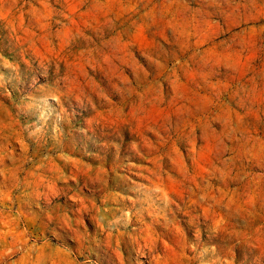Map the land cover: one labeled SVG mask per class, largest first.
<instances>
[{
  "label": "rangeland",
  "instance_id": "1",
  "mask_svg": "<svg viewBox=\"0 0 264 264\" xmlns=\"http://www.w3.org/2000/svg\"><path fill=\"white\" fill-rule=\"evenodd\" d=\"M131 144L147 162L127 160ZM117 155L158 186L112 189L135 203L94 234L77 195L103 210L91 181ZM134 213L156 219L167 248L105 249V233ZM260 255L264 0H0V264Z\"/></svg>",
  "mask_w": 264,
  "mask_h": 264
},
{
  "label": "bare ground",
  "instance_id": "2",
  "mask_svg": "<svg viewBox=\"0 0 264 264\" xmlns=\"http://www.w3.org/2000/svg\"><path fill=\"white\" fill-rule=\"evenodd\" d=\"M100 136L104 137L105 134L101 133ZM105 146H107L106 143L100 145V147ZM129 150L133 151V154L127 160L134 159L137 162H147L145 154L140 152L137 144H131ZM93 159L100 160V157L95 156ZM115 159L116 162L113 165L106 166L105 164H101L96 167L101 176L91 181L92 184L94 183L98 186L97 192H105L104 197L101 200V203L106 206L103 210L97 206L96 200L86 201L84 198L77 195V213H82L84 210H88L89 208L91 209L90 211L92 212V214L90 215V221L95 224L94 234H96L99 229L104 230L107 224H115V222L109 221L110 215L113 216L118 211H122L125 204L133 206L135 203V200L130 197H124L117 193H111L110 191L112 189L123 191V188L120 187L121 185L132 184L136 187H143L145 190L150 191L157 188L158 186L155 180L145 174V172L147 171L144 165H123L125 161L123 157L119 155L115 156ZM119 171H123L124 174H119ZM176 171L178 172V170ZM131 177L137 179L139 183H133L131 181ZM67 180L68 182H73L75 185L77 183V175L72 168L69 172V177ZM66 189L68 191L72 190L70 186H67ZM54 195H56V193ZM68 200H72V198H69ZM69 204H71V202ZM108 204H114L117 207H107ZM122 216L125 215L122 214ZM144 216L145 215L143 213L126 215V221L128 223L127 225H129V223H132L135 227H133L132 230H126L127 225L123 224L122 226H116V228L109 230L107 233H105V241H101L103 242V246L105 247V249L114 250L115 248L126 246L127 248H129V251L131 253L135 254H145L147 252L156 251L158 248L165 249L166 246L162 239L163 235H161V233L157 231L158 225L156 224V219H151L150 223H147L144 221ZM67 225L69 226V229L72 230V222L69 221ZM154 226L156 227V229ZM79 228L81 227L79 226ZM124 238H126V240ZM143 258H145V256H143ZM154 261L156 262L155 257L151 259V263H154ZM254 264H264V255H260L258 259H256V262Z\"/></svg>",
  "mask_w": 264,
  "mask_h": 264
}]
</instances>
